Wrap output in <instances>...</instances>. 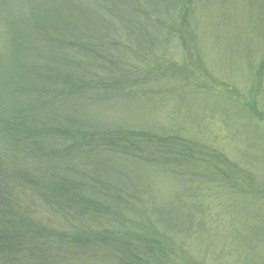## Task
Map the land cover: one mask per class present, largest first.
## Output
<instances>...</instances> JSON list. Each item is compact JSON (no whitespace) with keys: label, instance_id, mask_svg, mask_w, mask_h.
I'll return each mask as SVG.
<instances>
[{"label":"trees","instance_id":"16d2710c","mask_svg":"<svg viewBox=\"0 0 264 264\" xmlns=\"http://www.w3.org/2000/svg\"><path fill=\"white\" fill-rule=\"evenodd\" d=\"M32 1L40 6L57 3L32 18L39 44L13 40L10 50L19 54L18 64L11 71L0 70V264H209L196 246H188L207 222H180L158 203L146 205L151 191L141 183L133 185L127 174L121 173L118 183L117 159L112 158L125 156L157 168L175 164L181 173L184 161L212 171V156L223 160L217 162L224 170L232 160L200 138L110 128L102 122L107 120L79 109L81 101L129 98L135 91L146 96L152 88L159 92L162 81L169 92L178 82L181 87L194 83L191 88L203 92L198 71L186 64L190 57H201L188 53L197 49L190 38L189 7L178 19L168 16L183 0L164 12L157 4L142 6L138 0H87L84 11L59 0ZM162 18L181 22L177 31L186 56L179 62L168 46L163 48L169 34ZM136 27L141 29L138 35L133 33ZM149 29L165 37H152ZM152 56L161 57L156 66L160 72L138 76L143 72L138 63ZM253 67L264 80V57ZM242 172L244 191L264 197V186L255 190L261 184L254 173ZM242 172L237 166L229 182L233 185ZM189 195L198 199L197 193ZM38 208L48 216L55 213L58 224L49 222L52 217H40ZM102 249L109 261L99 259Z\"/></svg>","mask_w":264,"mask_h":264},{"label":"rangeland","instance_id":"374dc122","mask_svg":"<svg viewBox=\"0 0 264 264\" xmlns=\"http://www.w3.org/2000/svg\"><path fill=\"white\" fill-rule=\"evenodd\" d=\"M59 1L70 3L77 11L88 9L87 0ZM138 1L142 6L157 4L164 12L175 0ZM53 2L40 6L32 0H0V70L11 71L18 64L19 54L10 50L13 40L24 41L28 46L39 44L32 18L39 17ZM182 3L168 18L176 15L179 19L184 8L189 7L190 38L196 40L197 49L190 48L188 53L199 52L201 57L200 60L199 56L190 57L186 64L199 72L196 81L203 85V92L191 88L196 87L194 83L181 87L179 82L169 92L162 81L159 92H152V88L146 96L135 91L129 98L118 96L96 103L81 101L79 109L86 115L92 114L93 119L107 120L102 122L110 128L162 135L178 132L200 138L231 159L234 166L229 164L224 170L219 164L223 160L212 156L213 161H208L214 165L212 171L205 170L207 167L202 163L191 160L188 166L184 161L185 170L181 173L175 164L157 168L134 158H112L117 159L114 169L118 183L122 180L120 174H127L133 185L141 183L151 191L154 198L147 195L146 205L158 203L168 215H177L173 219L180 222L187 219L207 222L206 229L192 238L195 242L190 239L188 246H196L198 256L204 253L209 264H264V197L256 198L244 191L242 172L245 168L254 173L257 184H261L254 188L256 191L264 186V80L253 67L260 66L264 57V0H183ZM162 20L169 34V43L163 44V48L168 46L169 54L179 62L186 56L177 31L181 22ZM138 30L141 32L134 28L133 33L138 35ZM157 31L149 29L152 37L156 34L161 39L165 37ZM158 55L161 51L156 52ZM129 58L133 62L136 59L134 53ZM20 60L25 62L24 57ZM159 63L161 57L142 58L138 66L142 65L143 72H138V76L148 71L160 72L156 68ZM126 165L133 170L128 171ZM237 166L242 173H238L232 185L231 172H237ZM191 191L197 193L198 199L190 197ZM261 192L264 193V188ZM39 213L47 220L52 217L49 222L55 226L60 220L55 213L45 215L41 208ZM98 254L100 260L109 261L106 249Z\"/></svg>","mask_w":264,"mask_h":264}]
</instances>
